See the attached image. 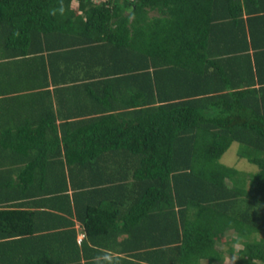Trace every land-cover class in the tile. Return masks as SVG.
<instances>
[{"label":"trees","instance_id":"16d2710c","mask_svg":"<svg viewBox=\"0 0 264 264\" xmlns=\"http://www.w3.org/2000/svg\"><path fill=\"white\" fill-rule=\"evenodd\" d=\"M24 96L0 123L17 262L264 264V0H0V112Z\"/></svg>","mask_w":264,"mask_h":264},{"label":"crops","instance_id":"0c3cea01","mask_svg":"<svg viewBox=\"0 0 264 264\" xmlns=\"http://www.w3.org/2000/svg\"><path fill=\"white\" fill-rule=\"evenodd\" d=\"M150 14L151 15H156V12L155 11H151ZM243 16H245V15H243ZM52 98H54V96H52ZM18 99L19 100H16V102H17L16 105H18V108H19V110L17 111V113L14 112L13 109H11V107H10V103L11 102H10L8 104L9 105V107H8L9 109L7 110V112L5 111L6 114L5 113L2 114L0 112V123H1V118L4 119L5 116L7 117L8 121H12V120H16L17 121V120H19V118L22 116L23 113L25 115L26 114H29L28 113V110H27L28 108L26 106H27V101L30 98H28L27 96H24V97L18 98ZM0 168H1V166H0ZM4 173H3L2 178L0 176V194L4 193V191H5V190L3 191V189H2L1 180L2 179H6V178L9 177L8 174H4ZM11 176H12V178H15V174H11ZM4 205H5V203L3 205L0 204V208L3 207ZM74 228L76 230V240H77V242H79L80 239L83 237V231L81 229L80 224L76 220L74 221ZM126 237H127V235L125 233H121V234H119V235L116 236L115 240L116 241H121L123 238H126ZM15 238H17L16 235H8V236L5 235L4 237H0V264H23V262L21 260L19 262H17V257H16V253H15L17 250L15 251L12 248L11 250L8 249L7 251H5L6 250L5 247H7V245L8 246H11V244H4V242H10L11 243V241L13 239L15 240ZM219 246H221V245H219ZM104 251H105L104 257H112V256H115L116 255V256H119V257L126 258V259H129L130 258V256L127 255L128 253H125V252H121V251L120 252H116V251H112V250H104ZM225 258H226V261L225 262L227 263V261L231 257L226 256ZM200 263L201 264H206V261L205 260H201ZM211 264H220V263L212 262ZM221 264H224V263H221Z\"/></svg>","mask_w":264,"mask_h":264},{"label":"rangeland","instance_id":"374dc122","mask_svg":"<svg viewBox=\"0 0 264 264\" xmlns=\"http://www.w3.org/2000/svg\"><path fill=\"white\" fill-rule=\"evenodd\" d=\"M239 149V144L237 142H231L228 148L224 151V153L219 158V161L227 166L235 167L238 170H243L245 172L253 173L257 170V167L254 164H251L245 160V158L238 157L237 151ZM231 234L230 231L225 233V235L229 236ZM232 235V234H231ZM235 248H238L239 245H234ZM232 262V258H229L227 263Z\"/></svg>","mask_w":264,"mask_h":264},{"label":"built area","instance_id":"2783aa9c","mask_svg":"<svg viewBox=\"0 0 264 264\" xmlns=\"http://www.w3.org/2000/svg\"><path fill=\"white\" fill-rule=\"evenodd\" d=\"M94 1H97V0H94Z\"/></svg>","mask_w":264,"mask_h":264}]
</instances>
